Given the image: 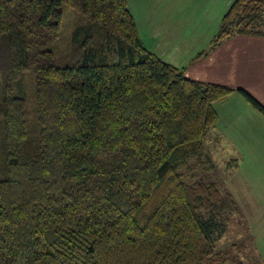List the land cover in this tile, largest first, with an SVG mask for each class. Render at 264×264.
Listing matches in <instances>:
<instances>
[{
	"label": "trees",
	"instance_id": "16d2710c",
	"mask_svg": "<svg viewBox=\"0 0 264 264\" xmlns=\"http://www.w3.org/2000/svg\"><path fill=\"white\" fill-rule=\"evenodd\" d=\"M263 24L264 0H234L200 55ZM234 92L264 115L163 61L127 0H0V264H229L238 204L206 140Z\"/></svg>",
	"mask_w": 264,
	"mask_h": 264
},
{
	"label": "crops",
	"instance_id": "0c3cea01",
	"mask_svg": "<svg viewBox=\"0 0 264 264\" xmlns=\"http://www.w3.org/2000/svg\"><path fill=\"white\" fill-rule=\"evenodd\" d=\"M161 2H128L145 45L163 61L185 67L189 77L245 88L264 105V35L237 34L200 55L234 0H178V12ZM215 106L218 132L243 152L236 170L240 186L232 193L251 219L252 237L264 253V115L237 92Z\"/></svg>",
	"mask_w": 264,
	"mask_h": 264
},
{
	"label": "rangeland",
	"instance_id": "374dc122",
	"mask_svg": "<svg viewBox=\"0 0 264 264\" xmlns=\"http://www.w3.org/2000/svg\"><path fill=\"white\" fill-rule=\"evenodd\" d=\"M143 1V0H137ZM156 1V0H155ZM162 6H167L175 12L181 9V6H177L178 0H161ZM130 2V0H128ZM148 3H152V0H146ZM176 2V5L174 4ZM143 5L144 2H143ZM146 6V5H145ZM147 6L151 7L149 4ZM155 10V6H154ZM156 11V10H155ZM65 20V35L72 31L75 23L81 21L84 22L83 17H81L77 11L67 6L64 13ZM264 25V24H263ZM264 30V26H263ZM143 33V32H142ZM141 33V38L145 42V36ZM264 35V34H263ZM147 41V40H146ZM145 44V43H144ZM28 97V121L32 124L35 120V114L33 111V99L31 91L27 93ZM211 136L206 140V146L211 150L213 160L215 163V169L212 172L214 175L213 179L217 181L220 189L223 191H229L232 193L233 189L235 193L237 192V185L239 181V176L236 175L237 168L235 163L228 165L231 159H238V162L243 155V152L238 151V147L232 144V140L225 138L221 133L218 132L216 126L211 132ZM218 137V138H217ZM234 143V142H233ZM236 147V148H235ZM228 166L230 168H228ZM240 186V185H239ZM233 194V193H232ZM234 196V195H233ZM235 198V196H234ZM236 199V198H235ZM237 202V201H236ZM238 204V212L235 211L229 223L227 224L226 232L220 237L218 241V247L220 249H227L229 246L234 245L233 257L229 264H264V253L260 251L256 244V239L252 237V226L251 219H249L248 214H245L242 207ZM264 212V207L263 210ZM260 211V212H261Z\"/></svg>",
	"mask_w": 264,
	"mask_h": 264
}]
</instances>
